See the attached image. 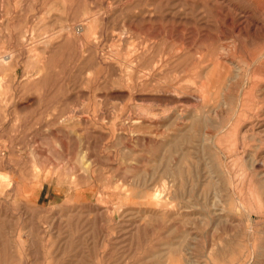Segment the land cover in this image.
Returning a JSON list of instances; mask_svg holds the SVG:
<instances>
[{"label":"rangeland","instance_id":"1","mask_svg":"<svg viewBox=\"0 0 264 264\" xmlns=\"http://www.w3.org/2000/svg\"><path fill=\"white\" fill-rule=\"evenodd\" d=\"M262 116L264 0H0V264H264Z\"/></svg>","mask_w":264,"mask_h":264},{"label":"bare ground","instance_id":"2","mask_svg":"<svg viewBox=\"0 0 264 264\" xmlns=\"http://www.w3.org/2000/svg\"><path fill=\"white\" fill-rule=\"evenodd\" d=\"M224 58V57H223ZM221 59V58H220ZM223 60V59H222ZM225 63V62H224ZM218 65V64H217ZM220 74V73H219ZM263 117V116H262ZM259 118V117H258ZM261 118V117H260ZM264 118V117H263ZM254 124V123H253ZM258 125V124H257ZM120 132V131H119Z\"/></svg>","mask_w":264,"mask_h":264}]
</instances>
